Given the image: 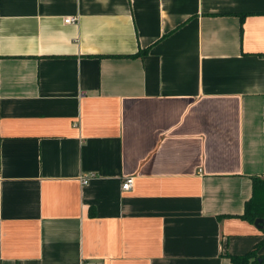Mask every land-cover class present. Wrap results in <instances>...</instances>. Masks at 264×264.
<instances>
[{"label":"crops","instance_id":"crops-1","mask_svg":"<svg viewBox=\"0 0 264 264\" xmlns=\"http://www.w3.org/2000/svg\"><path fill=\"white\" fill-rule=\"evenodd\" d=\"M251 174L264 0H0V264H233Z\"/></svg>","mask_w":264,"mask_h":264},{"label":"trees","instance_id":"trees-1","mask_svg":"<svg viewBox=\"0 0 264 264\" xmlns=\"http://www.w3.org/2000/svg\"><path fill=\"white\" fill-rule=\"evenodd\" d=\"M240 15H243V13ZM145 51L146 49L137 50L134 55L144 53ZM250 177L251 196L244 201L243 212L235 215H238L249 222H253L256 217L264 218V175L251 174ZM263 242L264 238L256 242L250 250L244 253H225L224 255L228 257L233 264H264V254L256 252L259 245Z\"/></svg>","mask_w":264,"mask_h":264},{"label":"built area","instance_id":"built-area-1","mask_svg":"<svg viewBox=\"0 0 264 264\" xmlns=\"http://www.w3.org/2000/svg\"><path fill=\"white\" fill-rule=\"evenodd\" d=\"M76 18H77L76 15H72V16H68L66 18H63L62 21L63 22L75 21ZM80 179H81V182L85 183L88 179V176L87 175H81ZM132 180H133L132 176H130V175L125 176L122 180L121 188L128 189L133 184Z\"/></svg>","mask_w":264,"mask_h":264},{"label":"water","instance_id":"water-1","mask_svg":"<svg viewBox=\"0 0 264 264\" xmlns=\"http://www.w3.org/2000/svg\"><path fill=\"white\" fill-rule=\"evenodd\" d=\"M263 222H264V218L262 217H256L253 220V224L260 228L264 226Z\"/></svg>","mask_w":264,"mask_h":264}]
</instances>
